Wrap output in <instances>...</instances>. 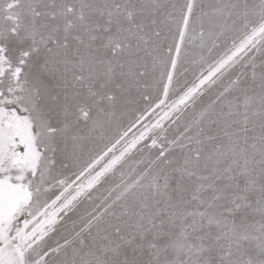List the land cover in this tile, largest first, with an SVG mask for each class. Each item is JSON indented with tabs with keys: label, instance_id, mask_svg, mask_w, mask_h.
<instances>
[{
	"label": "snow or ice",
	"instance_id": "6c2138e0",
	"mask_svg": "<svg viewBox=\"0 0 264 264\" xmlns=\"http://www.w3.org/2000/svg\"><path fill=\"white\" fill-rule=\"evenodd\" d=\"M0 264H264V0H0Z\"/></svg>",
	"mask_w": 264,
	"mask_h": 264
}]
</instances>
